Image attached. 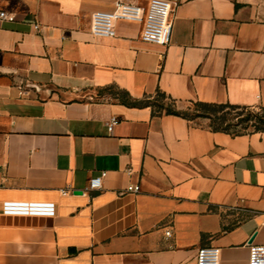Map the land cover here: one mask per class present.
<instances>
[{"label": "crops", "instance_id": "1", "mask_svg": "<svg viewBox=\"0 0 264 264\" xmlns=\"http://www.w3.org/2000/svg\"><path fill=\"white\" fill-rule=\"evenodd\" d=\"M116 1L0 0V264H195L209 246L247 264L264 245V132L115 97L264 109V0H168L166 47L139 22L93 38Z\"/></svg>", "mask_w": 264, "mask_h": 264}, {"label": "built area", "instance_id": "2", "mask_svg": "<svg viewBox=\"0 0 264 264\" xmlns=\"http://www.w3.org/2000/svg\"><path fill=\"white\" fill-rule=\"evenodd\" d=\"M172 12L173 5L168 0H148L145 6H138L131 0H117L112 11H98L91 15L89 34L93 38H113L116 22H139L141 42L166 47L171 40ZM0 19L13 20L4 12H0ZM114 124V120L108 123L109 132ZM103 177L104 173H101L89 179L84 192L99 191L102 188ZM126 191L136 194L139 192V186H129ZM171 235L170 231L165 232L166 239ZM218 256L219 249L210 246L200 247L196 251L195 264H219ZM247 264H264V245H248Z\"/></svg>", "mask_w": 264, "mask_h": 264}, {"label": "trees", "instance_id": "3", "mask_svg": "<svg viewBox=\"0 0 264 264\" xmlns=\"http://www.w3.org/2000/svg\"><path fill=\"white\" fill-rule=\"evenodd\" d=\"M123 95L126 100L119 101L124 105L149 107L154 112L178 116L188 121L205 119L209 122L208 127L214 132H223L233 136L247 134L230 132V127L238 126L242 129L251 128L252 132L250 133L264 132V109L262 108H260V112L256 113L250 107L190 102L187 109L182 111L177 109L176 101L159 91L154 97L145 98L142 101L131 100L127 95Z\"/></svg>", "mask_w": 264, "mask_h": 264}, {"label": "rangeland", "instance_id": "4", "mask_svg": "<svg viewBox=\"0 0 264 264\" xmlns=\"http://www.w3.org/2000/svg\"><path fill=\"white\" fill-rule=\"evenodd\" d=\"M115 98L118 99V100H122V99L124 101L126 100V97L123 94H121V93H117V96ZM143 99H145V98H142L140 101H142ZM188 106H189L188 103H176V107H177L178 110L184 111V110L187 109ZM252 109L256 113L260 112V108H258V107L252 108ZM194 121L200 122V123H205L207 126H209V122L207 120H205V119H195ZM230 132L250 133V132H252V129L251 128L242 129L240 126H238V127H230Z\"/></svg>", "mask_w": 264, "mask_h": 264}, {"label": "water", "instance_id": "5", "mask_svg": "<svg viewBox=\"0 0 264 264\" xmlns=\"http://www.w3.org/2000/svg\"><path fill=\"white\" fill-rule=\"evenodd\" d=\"M77 194H81V192H78Z\"/></svg>", "mask_w": 264, "mask_h": 264}]
</instances>
